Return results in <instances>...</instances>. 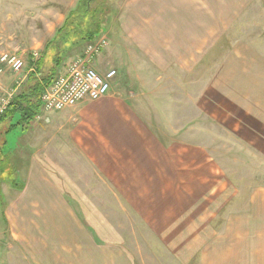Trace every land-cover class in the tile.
Here are the masks:
<instances>
[{"label": "rangeland", "instance_id": "obj_1", "mask_svg": "<svg viewBox=\"0 0 264 264\" xmlns=\"http://www.w3.org/2000/svg\"><path fill=\"white\" fill-rule=\"evenodd\" d=\"M58 1L67 10L76 2L0 0V56L17 55L25 63L14 72L0 61V98L10 104L29 93L39 75L66 73L94 42L79 41L74 55L75 46L63 43L42 52L32 47L29 31L50 15L33 11ZM153 7L154 0H92L83 25H100L97 39L107 45L91 65L117 75L109 95L87 100L107 103L103 108L62 127L81 140L56 143L37 124L29 134L6 133L8 121L0 119V264H123V251L131 264H176L188 246L175 238L174 226L188 211L216 219L227 212L241 221L232 231L220 229L214 217L201 227L209 251L238 237L249 247L247 241L261 235L256 207L264 191V0L244 7L233 23L237 31L228 15L230 27L216 22L206 36L195 30L189 39L177 14H164L163 28L157 26ZM224 37L227 44L218 45ZM208 49L217 53L205 61ZM252 124L256 140L246 136ZM30 164L35 173L39 165L48 168L51 189L17 190V183L31 179ZM178 192L192 194V206L181 212ZM229 198L241 201L227 211ZM253 215L255 221L247 222Z\"/></svg>", "mask_w": 264, "mask_h": 264}, {"label": "crops", "instance_id": "obj_2", "mask_svg": "<svg viewBox=\"0 0 264 264\" xmlns=\"http://www.w3.org/2000/svg\"><path fill=\"white\" fill-rule=\"evenodd\" d=\"M79 1L80 0H76L75 6L79 3ZM253 2L254 0H154L155 7H153V13L155 14V23H157V26L162 28L164 23V14L172 13L179 15L180 28L181 30L187 32V37L189 39L190 37L194 36L195 30H203V32L205 33L206 30L210 31L211 30L210 25L215 24L216 22H217V26L219 25L218 23L221 24L219 25L221 26V28L230 27L229 25H227L228 22L227 20L229 19L228 15H231L233 17V18L230 17L231 24H233L235 21L241 20V17L237 19L238 15L244 13L243 12L244 7L245 6L246 8L250 7ZM143 3L146 4L147 1H143ZM57 4L56 5L52 4L50 5V7H45V8L39 7L33 11L34 13L38 12L43 14H47V13L50 14L49 17L44 20L43 27L37 25L34 29L29 31V40H30L29 43L32 45V47L39 49V52H42V50L51 43L52 45L55 44L54 41L56 37L55 35H57V32L61 28H63L67 20V16L75 8L74 6L71 10H67V8H63L64 5L65 6L67 5L64 4V2L58 1ZM197 13H202L203 16L196 17L195 15ZM232 26L233 28H236L237 31L238 25L233 24ZM208 35L209 32H207V37ZM235 36H237L236 33ZM222 43L224 45L227 44L226 37L221 38L219 40L218 45L222 46ZM188 45H190V43H188ZM79 49L80 47L75 46V48L71 50L72 55H74L75 52H78ZM212 52H214L213 54H216L217 50L212 51V49H208L205 52L204 54L205 57H203L205 58L204 59L205 61L209 60V58L212 56ZM233 58L237 59L236 55H234ZM254 88L256 89V87ZM258 88L261 91L262 85L261 87L258 86ZM112 90L113 88L111 89L110 93L112 92ZM86 101L87 100L81 101L76 105L72 107H68L62 111L43 113L42 120L33 121L31 123L30 127L27 129L28 134L31 133L33 126L37 124L36 127L41 129L42 131L47 130L48 131L47 132L48 134H46L47 138L50 137V140L55 141L56 143H60L62 141L77 142L78 140H81L80 138L77 137L78 135L76 131H73L72 134L69 136L62 130V127H66L67 125H70V123L79 122L80 119L85 118L86 114L87 115L95 114L97 109L103 108L105 104H107V103L105 104L96 103V101H87V102ZM7 121H8V125L2 127L6 133L9 130L10 125L12 123L10 122L9 119H7ZM189 124L195 125V121H192ZM1 125L2 124H0V127ZM253 126L256 127L255 124H252V128L249 129V132L246 136L252 137V139L256 140L258 139V137L256 134H254L256 130L255 127ZM58 128L61 129L62 134H56ZM20 130L23 132L21 128L15 129V131H20ZM28 157L30 156L28 155ZM39 166L40 169L37 171V173H35L32 172L33 167L30 164V167H32L31 175H30L31 179L24 184L23 183L16 184L18 185L17 186L18 189L17 188L16 189L20 190V192H22L23 195H25L29 189H32L34 187L38 188L39 190L51 189L53 182L51 175L47 171L48 168L46 169L45 167H43V165L42 166L39 165ZM28 172L30 173V168L28 169ZM36 184H38L39 186H35ZM56 186H54V188H57ZM191 195L187 196L184 193L178 192L177 206L180 212L182 211L183 205L187 204L189 206H192L191 199L189 197ZM258 200H259V204L256 207L257 210L256 218L260 219L259 221L261 222L262 227L259 228V231L260 230L262 231L260 236L258 237L253 236V238H251L250 241H247L248 244L250 245L249 247L243 245V242L241 241L240 237L238 238L236 237L237 242L234 243L233 245H231L232 243H230L227 247L226 242H223L219 246L218 244H215V246L212 247V250L210 251L207 249V246L205 245L207 240L206 239L207 235L205 230L201 231L202 230L201 227L212 225V221H213L212 218L214 217L213 218L214 221H218V220L220 221L221 224L220 229L222 228L225 230L232 231L235 226L237 228V222H241V221L240 220L238 221V219L233 220V217L231 216L232 214L228 216L230 213H228L227 215V212H225V214L222 215L219 219H216L215 215L213 217L212 215H210L209 217L204 213L202 217H199L196 216V214L194 216L193 213L188 211L187 215L181 216V218L178 217L177 222L175 223L174 226L175 238H178L179 242L181 241L183 242L182 247H185L186 244L188 247H187V253H185V257L183 259H180L179 256L175 257L177 259L176 264H264V191L263 194L258 197ZM237 201H241L240 198H235V199L229 198L225 200L224 205L229 206L227 211L233 209V207L236 205L235 202ZM23 204L24 205L30 204V202H28L27 199H23ZM197 218L198 219L202 218L203 221H198ZM249 221L254 222L255 215H253L251 219H248L247 222ZM184 222H186V224H184ZM185 239H188V242ZM194 239H197L195 243H194ZM255 244H258L259 246ZM123 252H124L123 254H125L126 256L125 258L126 260L123 264H131L130 261H132V257L126 251ZM127 258H129L130 261Z\"/></svg>", "mask_w": 264, "mask_h": 264}, {"label": "built area", "instance_id": "obj_3", "mask_svg": "<svg viewBox=\"0 0 264 264\" xmlns=\"http://www.w3.org/2000/svg\"><path fill=\"white\" fill-rule=\"evenodd\" d=\"M106 40L96 39L89 43L85 53L73 60L66 73L58 76L45 90L42 96L41 113L36 115L34 121L42 120L45 112H58L72 107L84 100H99L108 95L112 89L116 70H109L100 74L92 65L94 56L102 53L106 47ZM1 65L14 72L21 71L25 63L17 55L3 53L0 56ZM4 69H0L2 71ZM10 101L6 97L0 98V119L8 109Z\"/></svg>", "mask_w": 264, "mask_h": 264}, {"label": "trees", "instance_id": "obj_4", "mask_svg": "<svg viewBox=\"0 0 264 264\" xmlns=\"http://www.w3.org/2000/svg\"><path fill=\"white\" fill-rule=\"evenodd\" d=\"M91 3L92 0L79 1L77 7L67 16L63 28L57 32V36L54 40L56 41V45L63 43L64 45L78 46L79 41L92 42L97 39V35L102 31V27L96 24V22L86 28L83 25V18L85 14L89 13ZM61 62H63V60H61ZM42 63L43 62L38 65V68L42 67ZM39 76L40 77L35 83L36 85H33L30 92L27 94L21 93V95L15 97L2 117V121L7 119L13 121L14 119V123L10 125V130L13 131L17 128H21L23 131H27L36 115L41 112L43 93L57 77L47 78L43 77V75Z\"/></svg>", "mask_w": 264, "mask_h": 264}]
</instances>
